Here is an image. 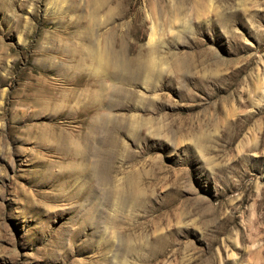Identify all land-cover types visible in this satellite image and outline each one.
Segmentation results:
<instances>
[{"label":"rangeland","instance_id":"obj_1","mask_svg":"<svg viewBox=\"0 0 264 264\" xmlns=\"http://www.w3.org/2000/svg\"><path fill=\"white\" fill-rule=\"evenodd\" d=\"M0 264H264V0H0Z\"/></svg>","mask_w":264,"mask_h":264},{"label":"bare ground","instance_id":"obj_2","mask_svg":"<svg viewBox=\"0 0 264 264\" xmlns=\"http://www.w3.org/2000/svg\"><path fill=\"white\" fill-rule=\"evenodd\" d=\"M98 53V52H97ZM98 56H96V54H95V56L96 57H98V60H97V62L99 63V64H101V65H104V66H107V65H109V55H106L105 53L104 54H97ZM97 59V58H96ZM98 64V65H99ZM100 66V65H99ZM88 152V151H87ZM101 168H102V166H101V162L99 161L98 162V160L95 162V163H92L91 165H90V168H89V171H91V173L93 174V176H96L97 178H100L101 176Z\"/></svg>","mask_w":264,"mask_h":264}]
</instances>
